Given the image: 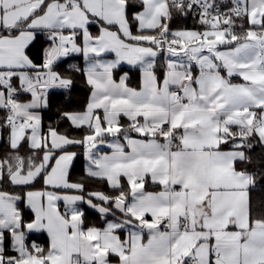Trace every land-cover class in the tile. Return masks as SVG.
<instances>
[{"label":"snow or ice","instance_id":"obj_1","mask_svg":"<svg viewBox=\"0 0 264 264\" xmlns=\"http://www.w3.org/2000/svg\"><path fill=\"white\" fill-rule=\"evenodd\" d=\"M174 12H196L205 29L170 30ZM40 34L37 62L27 50ZM161 52L169 58L158 75ZM73 53L86 60L73 67L90 94L61 119L86 129L79 138L45 131L40 114L50 96L73 90L57 71ZM121 62L140 66L138 89L127 74L114 79ZM103 144L110 153L93 151ZM72 145L85 150V176L118 194L85 197L83 178H70ZM257 145L264 150V0H232L227 12L215 0H0V264H264V200L251 196L258 177L264 184V156L262 171H250ZM148 181L159 191H146ZM77 202L122 215L85 229ZM34 231L47 233V248L26 243Z\"/></svg>","mask_w":264,"mask_h":264},{"label":"trees","instance_id":"obj_2","mask_svg":"<svg viewBox=\"0 0 264 264\" xmlns=\"http://www.w3.org/2000/svg\"><path fill=\"white\" fill-rule=\"evenodd\" d=\"M135 3V0H133ZM215 4L222 8L229 7L231 4V0H215ZM136 8L139 9V4H135ZM131 14V13H130ZM241 21L237 18V27L236 31L239 33L241 29L238 25ZM168 25L170 29H178V28H188V29H205V25L200 23V17L198 14L194 12H189L188 14L184 15L181 13H173L172 19L168 21ZM135 26H133L134 28ZM248 25L245 23V28ZM46 45V40L44 35H40L37 39L30 45L28 48V53L35 55L36 52L41 54L42 49ZM75 68H84V60L81 54H74L72 56L64 57L58 63L57 71L63 72L66 75H70L73 77L74 84L73 90L71 93H66L63 96H50V106L47 109H41L42 113V123L44 126V130H47L48 125L56 127L58 131L64 132L67 131L70 135L75 137H82L83 134L86 133V129H75L69 126V122L66 120L61 119V113L64 111H82L84 106L87 103L90 89L89 86L85 82V78L81 72H76ZM163 58L162 56L158 57L157 60V74L160 75L163 71ZM127 72L129 74L128 82L130 85L134 87H138L140 85V71L139 69L135 68H128L125 66L119 67L114 71L115 77H119L120 74ZM225 75V72H222ZM60 91V90H54ZM69 100L71 103H69ZM68 149L74 151L76 156L73 160L72 166L70 168V178L73 181L80 180L83 178V182L85 184V191L84 195L87 198V193L91 191H100L108 195H116L118 194L116 190L112 189L106 181L96 180V179H89L85 176V168H86V159L84 148L81 145H72L69 146ZM3 150V147L0 146V151ZM254 158V163L250 171H262L261 165V156H264V150H262L259 145L256 146V151L251 153ZM125 188L127 185H123ZM43 187L42 182L36 184L35 189H39ZM252 199L254 203H260V201L264 200V184L260 183V178L258 177V187L251 192ZM92 200H97L94 197ZM20 208L24 214L25 219L27 220L30 215H32L31 210L27 208L25 203L20 204ZM81 210L84 213L83 221L84 226H97L102 227L105 223V219L102 218V214L95 209L89 207L85 202L81 204ZM38 241L43 242L44 247L47 248L48 238L45 234L40 233H29L27 235V242L28 243H37ZM7 244V251L10 253L11 250V242L10 237L6 240Z\"/></svg>","mask_w":264,"mask_h":264},{"label":"crops","instance_id":"obj_3","mask_svg":"<svg viewBox=\"0 0 264 264\" xmlns=\"http://www.w3.org/2000/svg\"><path fill=\"white\" fill-rule=\"evenodd\" d=\"M167 24H168V21H165ZM183 29H188V28H178V29H170V30H172V31H175V30H183ZM192 29V28H191ZM195 30H199V29H195ZM204 30V29H203ZM203 30H199V31H203ZM90 31H92L93 33H96V31H97V26L96 25H92L91 27H90ZM133 31L135 32V27L133 28ZM40 35H42L43 36V34H40ZM40 35H38V36H40ZM46 46V45H45ZM44 46V47H45ZM30 47V46H29ZM221 50H226V49H224V48H222ZM28 51V50H27ZM29 55H30V57L34 60V61H37V62H39V60H40V58H41V54H42V52H41V54H39L38 52H36L35 53V55L33 56L32 54H30V53H28ZM74 54H76V53H73V54H70L69 56H72V55H74ZM82 55V54H81ZM83 56V55H82ZM159 56H162V58H163V64H165L166 63V60L169 58L168 56H167V54L166 55H162V54H158V56L156 57V61L158 60V57ZM103 59L104 60H108V61H110V60H114L115 59V54L114 53H106V54H104V56H103ZM172 59H175V58H172ZM83 60H84V68L87 66V63H86V60H85V58L83 57ZM122 66H125V67H128V68H137V69H139V71H140V79H141V70H140V66L139 65H130V64H128L127 62H121L118 66H117V68L116 69H118L119 67H122ZM116 69H114V71L116 70ZM114 71H113V77H114V79H116L117 80V82L119 81V79H120V77L121 76H123L124 74H127V77H128V79H129V74L127 73V72H124V73H122V74H120V76L119 77H115V75H114ZM196 71H197V74H198V69H196ZM225 76H226V72H225ZM128 79H127V84H128V86L129 87H132V88H139V86L138 87H134V86H132V85H130L129 84V82H128ZM231 79V82L232 83H242L243 81H242V79L239 77V76H233V77H231L230 78ZM40 114H41V117H42V113H41V110H40ZM129 123V121L127 120V118L126 117H121V124L123 125V126H127V124ZM127 135H129L131 138H134V139H142L143 137H140L137 133H135V132H129V133H127ZM107 139L109 140V141H111L113 138L112 137H107ZM121 143H126V141H124L123 140V137H121V141H120ZM69 147V146H68ZM127 150V149H126ZM68 151H71V152H74V151H72V150H70V149H68ZM93 151H98V152H100V153H110L111 152V149L107 146V144H103V145H98V147H97V149H94ZM84 153H85V150H84ZM75 158V157H74ZM85 159H86V156H85ZM87 164H88V160L86 159V166H87ZM121 183H122V185H127V182H126V179L125 178H121ZM42 188V187H41ZM41 188H39V189H41ZM39 189H35V190H39ZM145 190L146 191H149V192H155V191H159V186H157V185H154V184H152L151 183V181H148L146 184H145ZM67 191V194H78V193H76L74 190H66ZM96 199V198H95ZM83 202H77V206L76 207H79L80 209H81V204H82ZM93 203H98V204H100V203H102V202H100V201H98V200H93ZM87 204V203H86ZM88 205V204H87ZM58 206H59V208H60V210L63 212V210H64V202L63 201H59L58 202ZM89 206V205H88ZM102 206H107V205H102ZM90 207V206H89ZM92 208V207H91ZM94 209V208H93ZM96 210V209H95ZM82 211V210H81ZM96 211H98V210H96ZM99 212V211H98ZM121 215L122 214H120L118 211H115V210H112V211H110L109 213H106V214H102V218L103 219H105V223H104V225L102 226V227H97V226H89V227H96V228H99V229H103L104 227H106V225H107V223L108 222H110V221H114V220H117V219H119V218H121ZM83 227L85 228V229H87V228H89V227H85L84 226V223H83ZM31 233H37V234H40V233H43V234H45L46 236H47V238H48V243H49V237H48V235H47V233L46 232H31ZM30 233V234H31ZM29 234V233H28ZM122 237H124V236H126L127 235V233L126 232H120L119 233ZM145 237H146V234H145ZM26 243H28L27 242V237H26ZM29 245H31V243H28ZM12 250V249H11ZM110 260H111V264H117V261H118V258L117 257H115V256H112V257H110Z\"/></svg>","mask_w":264,"mask_h":264},{"label":"built area","instance_id":"obj_4","mask_svg":"<svg viewBox=\"0 0 264 264\" xmlns=\"http://www.w3.org/2000/svg\"><path fill=\"white\" fill-rule=\"evenodd\" d=\"M230 7H232V0H231V4H230L229 7L222 8V7L218 6V8H219V10H220L221 12H227L228 9H229ZM194 13H196V12H194ZM196 14H197V13H196ZM160 54H162V55H166L167 53H166V52H161ZM57 90H58V89H57ZM37 244H39V245H41V246L44 247V244H43V242H41V241H38Z\"/></svg>","mask_w":264,"mask_h":264},{"label":"rangeland","instance_id":"obj_5","mask_svg":"<svg viewBox=\"0 0 264 264\" xmlns=\"http://www.w3.org/2000/svg\"><path fill=\"white\" fill-rule=\"evenodd\" d=\"M183 30H194V31H199V30H195V29H183ZM77 206V204L75 205ZM79 210H81L79 207H77Z\"/></svg>","mask_w":264,"mask_h":264}]
</instances>
